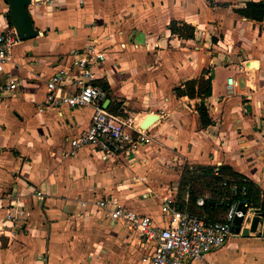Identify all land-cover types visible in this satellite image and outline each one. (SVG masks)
<instances>
[{
	"label": "crops",
	"instance_id": "crops-1",
	"mask_svg": "<svg viewBox=\"0 0 264 264\" xmlns=\"http://www.w3.org/2000/svg\"><path fill=\"white\" fill-rule=\"evenodd\" d=\"M249 2L264 4L31 0L28 12L39 35L19 41L0 74V82H20L14 94L0 97V264H140L152 244L107 219L96 203L111 199L166 227V198L189 212L188 192L179 198L186 169L218 175L228 166L251 180L264 202V19L237 13ZM8 12L0 0V32L14 29ZM171 22L192 26L193 37L172 34ZM93 41L105 56L94 69L95 82L107 83L110 103H119L118 112L139 127L157 116L146 128L152 142L134 155L105 160L85 147L67 157V139L87 129L93 108L38 111L45 82L60 69L72 75L73 52ZM204 70L209 97L174 94ZM201 102L212 120L206 128L196 109ZM189 213L209 219L204 211ZM247 218L220 248L184 264H264V214L253 232Z\"/></svg>",
	"mask_w": 264,
	"mask_h": 264
},
{
	"label": "built area",
	"instance_id": "built-area-1",
	"mask_svg": "<svg viewBox=\"0 0 264 264\" xmlns=\"http://www.w3.org/2000/svg\"><path fill=\"white\" fill-rule=\"evenodd\" d=\"M19 41L15 29L0 32V74L4 72L12 49ZM73 54L74 73L71 75L64 69L54 73L45 82L46 92L38 108L40 113L53 110L59 114L64 109L93 108L87 129L67 139L69 149L65 156L74 157L82 148L89 147L108 160L134 155L141 147L150 144L152 138L146 128L139 127L132 118L122 113L111 112L104 107L108 92L95 83L97 76L94 70L104 60L102 50L93 41ZM19 86V81L5 79L0 82V97L11 96ZM245 192L243 187L240 193L243 196ZM33 196L43 198L40 191H33ZM241 202L248 206L245 199L229 200L227 213L221 221L215 222L181 211L175 207V197L166 198L162 208L168 213L169 220L167 226L162 228L151 218L134 213L111 199L99 200L96 204L105 212L107 219L113 222L120 220L124 227L137 231L144 241L152 244V251L141 256L140 264H184L204 258L234 234V219L241 216L244 220L247 218V213L243 215L238 210ZM203 203V200L198 201L200 205Z\"/></svg>",
	"mask_w": 264,
	"mask_h": 264
},
{
	"label": "trees",
	"instance_id": "trees-1",
	"mask_svg": "<svg viewBox=\"0 0 264 264\" xmlns=\"http://www.w3.org/2000/svg\"><path fill=\"white\" fill-rule=\"evenodd\" d=\"M237 13L246 19L261 22L264 19V4L262 2H249L245 8L237 10ZM170 31L172 34H177L180 37L188 39L193 37L194 28L187 24L178 25L176 22H171ZM206 74L207 72L205 70L202 71L197 79L186 81L182 86L175 88L174 94L177 97L187 96L190 99L198 98L201 100L209 97L212 90L211 80L205 77ZM95 83L108 92V98L110 99V90L107 83L101 80ZM119 108L120 104L115 102H111L108 107L110 111L115 113L119 111ZM196 109L200 117L201 127L206 128L210 126L212 120L203 102H201ZM223 183H226V186H223ZM234 186L237 187V189H235L236 193L229 199H231V201L234 199L246 200L250 215L247 219H250L254 214H264V202L262 200L261 190L251 180L234 172L228 166L220 167L218 175L196 173L188 169L184 170L180 180L179 198L182 199L188 192L189 212L202 214L201 212L204 211L207 213L210 220L218 222L222 220L228 211V208L223 205L224 203L222 201L225 202V198L230 195L231 187ZM243 187L246 192L245 195L242 196L240 192ZM198 198H206L205 204L201 208L196 206ZM209 202L213 204H209Z\"/></svg>",
	"mask_w": 264,
	"mask_h": 264
},
{
	"label": "water",
	"instance_id": "water-1",
	"mask_svg": "<svg viewBox=\"0 0 264 264\" xmlns=\"http://www.w3.org/2000/svg\"><path fill=\"white\" fill-rule=\"evenodd\" d=\"M36 2L41 0H35ZM4 2L8 5V15L12 21L13 27L19 37L20 41H26V40H33L38 35V30L34 27V23L32 21V18L28 12V7L31 4V0H4ZM110 103V100L107 99L104 102V107H107V105ZM157 119V116L155 115H149L147 116L146 120L142 124V128H147L152 122H154ZM229 203H225L224 206L228 207ZM238 210L242 212L243 215H245L248 212V206L245 205L243 202L238 204ZM260 217L262 215L254 214L251 217L249 228H247V231H256ZM244 219L243 217H236L234 219L235 224V232L240 233L243 226L246 225V223H243ZM259 236L264 237V220H263V226L262 231L259 233ZM46 264V261H45Z\"/></svg>",
	"mask_w": 264,
	"mask_h": 264
},
{
	"label": "rangeland",
	"instance_id": "rangeland-1",
	"mask_svg": "<svg viewBox=\"0 0 264 264\" xmlns=\"http://www.w3.org/2000/svg\"><path fill=\"white\" fill-rule=\"evenodd\" d=\"M36 48H38V43H36V45H33ZM99 66H97V68L95 67L94 69H98ZM102 67V66H101Z\"/></svg>",
	"mask_w": 264,
	"mask_h": 264
}]
</instances>
